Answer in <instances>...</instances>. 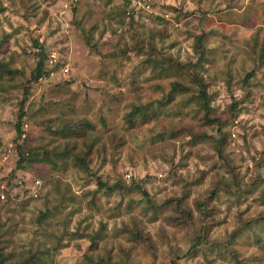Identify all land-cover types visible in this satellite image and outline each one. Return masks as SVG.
<instances>
[{"label":"clouds","instance_id":"obj_1","mask_svg":"<svg viewBox=\"0 0 264 264\" xmlns=\"http://www.w3.org/2000/svg\"><path fill=\"white\" fill-rule=\"evenodd\" d=\"M49 3L0 0L8 10L4 15L12 16V26L4 23L0 40L12 33L15 41L14 51L0 49V64L14 70L11 75L0 74V264H27L38 252L44 254L31 264H169L176 256L183 257L199 232L196 221L182 213L205 201L213 190L221 202L232 205L246 198L251 180L259 177L264 182V120L254 129L243 120L233 128L230 107L236 103L253 116L257 109L264 113V60L260 59L264 0H67L65 13L75 8L72 20L80 25L74 23L72 31L87 48L84 56L71 58L66 48L53 46L57 36L43 48L29 47L32 37L40 32L47 37L56 27V23L39 27ZM19 25L23 28L17 36ZM93 32L103 38L97 36L89 45ZM161 33H170L181 43L191 37L183 57L172 56L167 47L157 49L154 38ZM125 47L128 55H120ZM66 62L75 68L68 80ZM202 91L207 101L201 98ZM206 117L218 123L206 125ZM253 131L258 132L255 141ZM172 132L179 133L181 155L193 151L194 167H178L175 144L167 139L163 142L167 152L153 151L161 136L167 138ZM205 132L208 135L197 141L195 149L184 143L185 138L191 141L193 135ZM227 132L235 138L218 153L216 141ZM122 151L127 152L131 172L103 168L105 156L114 165ZM142 155L156 159L155 167L167 177L166 183L142 178L144 169L136 167ZM69 171L75 190L65 183ZM202 174L207 178L193 187ZM100 181L124 187L109 194L107 189H96ZM173 182L175 187H169ZM144 184L151 185L156 205L173 198L156 213L161 222L158 231L149 223L153 218L149 198L128 191ZM29 198L36 203L27 213L32 221L25 227L24 202ZM93 200L94 207L89 204ZM176 200L181 201L179 206ZM118 201H123L119 208ZM40 211L51 212L55 221L51 228L35 223ZM175 220L185 222L183 240L179 245L169 243L167 250L158 248L157 240L161 244L168 240L164 223ZM100 222L108 226L104 232ZM98 233L100 238L93 241ZM245 235L252 238L251 232ZM80 236L84 237L79 240L81 250L71 249V257L61 252ZM92 243L98 247L89 250ZM250 255L264 264V249L243 250L240 258ZM208 259L219 264L213 256Z\"/></svg>","mask_w":264,"mask_h":264},{"label":"rangeland","instance_id":"obj_2","mask_svg":"<svg viewBox=\"0 0 264 264\" xmlns=\"http://www.w3.org/2000/svg\"><path fill=\"white\" fill-rule=\"evenodd\" d=\"M15 2V0H13ZM21 4L23 5L24 0H20ZM130 2V0H129ZM67 3V0H50V3L47 8L44 9V14L41 17L42 23L39 24L40 28H46L49 23H56V27L48 33V36L45 37L43 32H40L38 37L34 36L29 41L30 48H43V46L48 44V40L52 36H57V39L54 40L53 46L56 44H60L62 47L67 49L68 57L71 58L73 56L82 57L87 53V48L80 42L78 39L77 34H75L72 29L75 23V27H79L78 22H74L72 20L73 13H75V8H69L67 12L64 11V5ZM35 11V9H33ZM8 10L2 4H0V30L3 29L4 23H7L9 27L12 26V16H5ZM14 15V13H13ZM65 17L64 22L57 21V17ZM48 17H52V20L49 21ZM35 17H33L34 19ZM20 19H24L23 16ZM135 20V16L132 17ZM160 18L157 17V20ZM95 27V26H93ZM23 28V25H19L16 29L17 36L19 35V31ZM31 31H36V29H30ZM12 33H6L4 38L0 40V49H3L4 53H9L14 51L15 41L11 39ZM97 36H100L102 39V34L93 32L91 37L88 39L87 43L89 45L92 44V41L96 39ZM187 39H191L188 37L181 43L179 40L172 39L171 34H163L155 36L154 43L159 49L161 46L167 47L172 56L175 57H183L185 52L188 51L186 47ZM24 51H27L25 49ZM120 55L127 56L128 49L122 48L119 50ZM52 58L55 59V53L52 54ZM261 60H264V53H261L260 56ZM179 67V64L175 65ZM64 69V77L65 80L70 79L69 73H75V68L70 63H65L63 65ZM67 70V71H65ZM13 69L9 68L6 64H0V74H13ZM251 78V73L248 74L246 77V81ZM102 83V81H101ZM179 87V85H177ZM26 91H31L28 89ZM39 88L36 89L37 95H39ZM203 94L206 95V99L203 98ZM201 98L207 101V93L201 92ZM205 107H208L207 103H205ZM231 112L234 114V122L233 128L235 127V123L243 120L245 125L249 129H254L256 125L261 121L264 120V113H261L259 109L256 110L255 116L251 114L250 111L241 110L236 103H233L231 106ZM218 123L217 120L206 117L205 124H214ZM149 126L146 125L145 129ZM181 132L183 129L180 130ZM220 131V129H217ZM244 129L241 128V135H243ZM208 133H201L200 135H193L191 141H188L185 138L184 143H191L193 149L197 147V141L204 139ZM258 136L257 131H253L251 133V138L253 141L256 140ZM232 132H227L224 135L220 136L219 139L216 141L215 151L218 153L221 152L224 148L227 147L228 142L230 139H234ZM245 140L248 139L247 136H243ZM167 139L169 142L174 143L176 147V156L179 157L180 163L178 167L181 169L187 167H194L195 165L192 164V160L194 159L193 151H188L184 155L180 154V149L183 147L181 142L179 133L172 132L167 138L161 136L160 143H157L153 148V151L159 154L161 151L167 152V147L164 145V141ZM126 147V146H122ZM93 157L95 154H92ZM95 162V159L92 161ZM176 163V161H173ZM161 165L164 161H160ZM102 165L104 169H110L113 166L116 168L117 171L123 169V171L127 174L132 170V164L128 159L127 152L122 151L119 160L115 162L113 165L109 162V157L105 156L102 160ZM156 165V159L152 155L148 156H141L139 162L137 163V169L143 168L142 178H150L154 179L155 181H160L162 183H166L167 177L164 176ZM167 171V170H165ZM203 173V169H201ZM207 177L203 174L199 177L196 181L192 182L193 187H198L200 183L203 182L204 179ZM65 183L69 185V187L76 189L75 180L73 174L69 171L66 173V180ZM122 184H113L108 185L104 181L98 182L96 189H107L109 194H112L115 190L119 188H123ZM169 187H175V182ZM96 189L89 188L90 192H95ZM160 185H157V194L159 193ZM128 191L131 193L133 191L140 192L142 196L148 197V203L153 211V218L150 220L151 225L156 226V230L158 231L161 226V222L159 216L156 213L160 212L161 209L165 208L166 206L173 203V198L168 197L163 204L156 205L152 202V188L151 185L144 184V185H134L132 188H129ZM135 197L133 200L128 201V208L131 209L132 203L134 202ZM249 201L251 203H249ZM36 201L32 198L24 202V212L25 215L23 216L24 226L26 227L31 221L32 217L29 216L27 213L32 210L33 205ZM123 201L117 202V208ZM176 205L179 206L181 201L176 200ZM89 204L94 207L95 201H90ZM200 210L199 214L196 210ZM83 209H81L82 211ZM51 212H44L40 211L39 214L35 218V223L39 225H43L45 227L51 228L55 223L52 220ZM188 220L196 221V227L199 229L198 234L193 238L188 250L184 252L183 257L176 256L173 260L169 261V264H181L183 260L184 264H214L212 260H209V256H213L215 261H218L219 264H259L260 257L255 255H250L246 257L244 260H241V255L243 250L252 249L254 247H260L264 249V182L260 180L259 177L255 178L254 180L250 181L249 189L246 192V198L240 200L238 198V202L232 205L225 204L221 202V199L217 198V192L215 190L211 191L206 197L205 201H199L192 205V210L186 211L182 213ZM73 220L75 219V215H73ZM114 218L119 220V215L114 214ZM111 219V217L109 218ZM206 221V223H202ZM2 227V225H0ZM19 227V225H16ZM107 224L104 222H100V232H104L107 229ZM71 226L69 225V229ZM164 232L168 235V240L161 244L159 240L156 241L157 247H163L165 250L168 248L169 243H174L179 245V243L183 240V233L186 230V225L184 221L175 220L172 222L164 223L163 225ZM251 232L252 238L249 239L245 234ZM152 231H149V235H152ZM75 236V234H73ZM227 236V240L221 242L220 238ZM242 239H238V237H242ZM99 233L96 237H93V241L99 239ZM139 233H137L135 239H139ZM84 239V237L80 236L77 238L74 244H69L65 248L61 249V252L65 255L71 257L72 251L71 249L75 248L77 251L83 248L82 244H79V240ZM127 243V241H125ZM94 247H98L95 243L89 244V250L93 249ZM43 252L34 253L32 256L29 257L27 264H31V262L36 259L38 256L43 255Z\"/></svg>","mask_w":264,"mask_h":264},{"label":"trees","instance_id":"obj_3","mask_svg":"<svg viewBox=\"0 0 264 264\" xmlns=\"http://www.w3.org/2000/svg\"><path fill=\"white\" fill-rule=\"evenodd\" d=\"M202 96H203L204 99H206V95H205V94H203ZM204 106H206V105H204ZM206 108H207V107H206Z\"/></svg>","mask_w":264,"mask_h":264},{"label":"built area","instance_id":"obj_4","mask_svg":"<svg viewBox=\"0 0 264 264\" xmlns=\"http://www.w3.org/2000/svg\"><path fill=\"white\" fill-rule=\"evenodd\" d=\"M130 2H131V0H130ZM65 71H67V70H65Z\"/></svg>","mask_w":264,"mask_h":264}]
</instances>
